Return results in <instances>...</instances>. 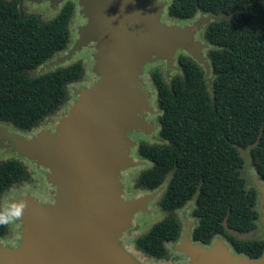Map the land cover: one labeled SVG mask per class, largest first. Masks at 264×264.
Here are the masks:
<instances>
[{
    "label": "trees",
    "instance_id": "16d2710c",
    "mask_svg": "<svg viewBox=\"0 0 264 264\" xmlns=\"http://www.w3.org/2000/svg\"><path fill=\"white\" fill-rule=\"evenodd\" d=\"M72 9V1L65 0L42 22L34 14L21 16L18 0H0V120L31 128L62 103L64 85L81 75L78 61L34 77L24 72L65 47ZM166 12L179 19L196 12L225 17L210 21L204 30L211 46L210 93L201 68L187 56L177 57L180 74L168 83L151 73L163 143L139 145V154L152 164L139 173L136 185L156 188L169 173L159 205L171 211L193 197L192 241L208 244L220 236L233 253L256 257L263 239H239L225 228L247 233L259 217L255 189L245 188L240 175L238 147H249L251 165L264 180V0H168ZM24 177L19 161L1 162L0 193ZM5 231L0 223V237ZM178 231L177 220L167 215L136 244L161 256L164 242Z\"/></svg>",
    "mask_w": 264,
    "mask_h": 264
},
{
    "label": "water",
    "instance_id": "95a60500",
    "mask_svg": "<svg viewBox=\"0 0 264 264\" xmlns=\"http://www.w3.org/2000/svg\"><path fill=\"white\" fill-rule=\"evenodd\" d=\"M79 1L99 11L82 26L79 43L96 39L99 80L104 83L78 90L81 103L64 119V127H69L66 144L58 143L65 129L52 139L56 143L42 137L12 139L19 153L55 167L63 212L54 215L32 200L12 202L24 223L23 237L15 252L0 245V264H135L113 241L115 225L124 224L145 197L127 202L116 197L106 174L108 164L130 161L121 153L123 140L113 136L110 127L114 122L137 124L132 106L141 104V95L134 89L133 77L142 58L153 51L169 58L170 44L186 45L188 39L179 29L161 25L159 8L150 9L144 0ZM256 208L264 240V195L258 197ZM190 226L184 220L175 246L190 257V264H264V247L258 256L248 257L228 253L215 238L207 249L191 240Z\"/></svg>",
    "mask_w": 264,
    "mask_h": 264
},
{
    "label": "rangeland",
    "instance_id": "374dc122",
    "mask_svg": "<svg viewBox=\"0 0 264 264\" xmlns=\"http://www.w3.org/2000/svg\"><path fill=\"white\" fill-rule=\"evenodd\" d=\"M10 2L11 0H4ZM65 0H18V9L21 16L36 15L40 21L44 22L52 18ZM73 3L72 13L67 23L68 40L63 49L55 51L49 58L38 64L34 68L25 69L24 72L29 77H34L43 73H48L55 68L65 67L75 61L80 62L82 67L81 75L67 82L65 87V97L62 103L54 110L45 115L29 129L14 126L12 123L0 120V163L15 159L21 163L25 171V177L13 181L0 193V217H11L5 223L6 231L0 237V245L15 252L19 248L23 237L24 223L20 215L17 217L12 208V202H26L32 200L39 206L48 210L54 215L63 212L60 195L62 193L60 185L56 182L54 174L55 167L42 163L29 154L19 153L12 144L13 138H25L34 141L38 138L49 139L56 143L66 130L63 140L58 143L66 144L69 141L68 129L64 127V119L72 110L81 103L79 94L80 88L93 89L100 81V71L97 64V41L93 37L85 42L79 43L81 28L84 23L93 16L99 15L95 8L85 6L79 0H71ZM150 9L159 8L157 21L170 28L179 29L185 33L188 41L186 45L176 42L170 44V57L158 51L146 54L134 70V89L141 95V104L132 106L133 115L137 112L148 111L144 122L149 126V130L140 134L144 142L151 144H161L163 140L158 134L157 118L160 111L156 102L155 89L151 81V73L157 72L161 79L168 83L172 76L180 74L177 64V57L184 55L193 60L201 68L206 87L210 93V82L212 73L210 71V61L208 51L210 44L204 38L206 25L212 20L223 18L221 14H210L208 12H196L187 19H179L168 16L166 7L168 0H144ZM101 61V60H100ZM100 67L103 65L100 62ZM104 83L100 81V86ZM144 112V113H145ZM118 123V124H117ZM114 122L110 131L113 136L123 141H128L129 145L121 150L122 155L130 163L110 162L107 167V177L114 189L119 201L127 202L137 198L145 197L143 204L133 210L124 224L115 225V236L113 241L135 262V264H190V257L177 250L174 246L179 242L180 234L184 229V220L191 222L193 227L195 218L191 215L193 208V197L183 206L171 211L160 207L159 199L164 191L170 174H166L160 185L155 189H145L136 185L139 171L151 166V162L135 153V143L127 136V132L132 126H126L120 122ZM126 127V128H124ZM239 154L243 159L240 175L244 179L245 188H254L256 193V207L258 197L264 195V180L260 179L251 165L249 147L240 148ZM28 155V156H27ZM257 209V208H256ZM167 215H172L179 224L178 236L175 240L165 243V256L162 258H152L135 248V239L146 233L156 222L162 220ZM239 239H263L259 222L256 221L255 228L247 233L228 232ZM215 238H219L226 246L228 253H233L228 243L222 237H213L205 248L214 246Z\"/></svg>",
    "mask_w": 264,
    "mask_h": 264
},
{
    "label": "flooded vegetation",
    "instance_id": "af4514ba",
    "mask_svg": "<svg viewBox=\"0 0 264 264\" xmlns=\"http://www.w3.org/2000/svg\"><path fill=\"white\" fill-rule=\"evenodd\" d=\"M151 81H152V79H151ZM152 84H153V82H152ZM154 86V85H153ZM154 89H155V87H154ZM155 94H156V90H155ZM156 102H157V96H156ZM60 105V104H59ZM58 105V106H59ZM157 106H158V104H157ZM159 109V108H158ZM143 111L145 112V111H148V110H146L145 108H143ZM160 111V110H159ZM137 112L136 113V116H134L133 115V111H132V117H133V119L137 122V124H131V125H129V126H132V128L127 132V136L129 137V139L130 140H133L134 141V143H135V153L136 154H138L140 157H142L140 154H139V152H138V147H139V145L141 144V143H146V144H151V143H147V142H144L143 141V139L141 138V135L142 134H140L141 133V131L142 132H146L147 130H149L150 128H149V126L144 122V119H143V117H146V115H147V112ZM160 115V114H159ZM159 117V116H158ZM157 123H158V118H157ZM124 128H126V127H124ZM124 142V145L121 147V150L122 149H124L125 147H127V145L128 146H131V145H129V142L128 141H123ZM131 148H132V146H131ZM143 158V157H142ZM144 159H146V158H144ZM149 161V160H148ZM150 162V161H149ZM152 164V163H151ZM149 168V167H148ZM146 169V168H145ZM145 169H143V170H145ZM143 170H141V171H143ZM141 171H139V173L141 172ZM139 175V174H138ZM168 181V180H167ZM160 185V184H159ZM158 185V186H159ZM157 186V187H158ZM140 187V186H139ZM156 187V188H157ZM141 188H145V187H141ZM145 189H148V188H145ZM153 189H155V188H153ZM165 189V188H164ZM162 196V195H161ZM191 228L192 227H190V230H191ZM149 230V229H148ZM147 230V231H148ZM183 231V230H182ZM145 234V233H144ZM143 235V234H142ZM142 235H140V236H142ZM181 235V234H180ZM140 236H138V237H140ZM177 236H178V234H177ZM137 237V238H138ZM137 238L135 239V248L137 249V250H140L141 252H143L144 254H146V255H148L149 257H152V258H155V259H158V258H162L163 256H165V253H166V250H165V252H164V254L163 255H161V256H155V255H151V254H148V253H146V252H144L143 250H141L138 246H137V244H136V240H137ZM177 238V237H176ZM175 238V239H176ZM175 239H173V240H175ZM173 240H170V241H173ZM179 241H180V238H179ZM166 242H169V241H166ZM166 242H164V248H165V243ZM179 243V242H178ZM177 243V244H178ZM120 244H122V246H121V248H123V247H125L124 245H123V243L122 242H120ZM176 244V245H177ZM209 244V243H208ZM208 244H203L204 246H206V245H208ZM175 245V246H176ZM174 246V247H175ZM180 251V250H179ZM180 252H182V251H180ZM182 253H184V252H182Z\"/></svg>",
    "mask_w": 264,
    "mask_h": 264
},
{
    "label": "clouds",
    "instance_id": "9594fccd",
    "mask_svg": "<svg viewBox=\"0 0 264 264\" xmlns=\"http://www.w3.org/2000/svg\"><path fill=\"white\" fill-rule=\"evenodd\" d=\"M20 215V212L16 213V216L18 217ZM11 217H0V223H8L10 221Z\"/></svg>",
    "mask_w": 264,
    "mask_h": 264
},
{
    "label": "crops",
    "instance_id": "0c3cea01",
    "mask_svg": "<svg viewBox=\"0 0 264 264\" xmlns=\"http://www.w3.org/2000/svg\"><path fill=\"white\" fill-rule=\"evenodd\" d=\"M59 10V9H58Z\"/></svg>",
    "mask_w": 264,
    "mask_h": 264
}]
</instances>
